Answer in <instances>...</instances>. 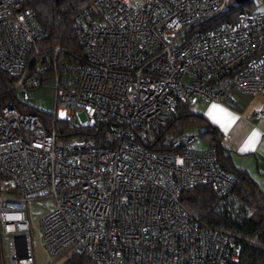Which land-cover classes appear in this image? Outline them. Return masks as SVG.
<instances>
[{
  "label": "built area",
  "instance_id": "2783aa9c",
  "mask_svg": "<svg viewBox=\"0 0 264 264\" xmlns=\"http://www.w3.org/2000/svg\"><path fill=\"white\" fill-rule=\"evenodd\" d=\"M232 3L92 0L76 13L85 60L56 63L50 80L62 114L54 118L69 126L111 120L115 142L66 139L38 113L1 107L0 264H34L26 204L42 198L54 202L40 228L50 256L71 250L95 264H222L232 243L199 228L179 195L210 184L225 196L235 177L214 146L196 148L185 132L173 136L172 152L146 150L134 132L159 130L180 102L264 97V7L198 24ZM41 30L22 0H0V69L24 102L41 84L29 69Z\"/></svg>",
  "mask_w": 264,
  "mask_h": 264
},
{
  "label": "trees",
  "instance_id": "16d2710c",
  "mask_svg": "<svg viewBox=\"0 0 264 264\" xmlns=\"http://www.w3.org/2000/svg\"><path fill=\"white\" fill-rule=\"evenodd\" d=\"M91 1L22 0L24 6L33 9L42 28L35 41L40 53L33 56L29 65L30 71L40 77L41 83L51 79L59 60L84 62L79 42L81 22H77L75 15ZM255 7L251 0L232 3L198 24L202 28L211 27L225 20H233L239 12L251 11ZM13 80L11 75L0 69V109L12 102L21 111L38 113L48 129H54L58 136L66 139L81 137L91 145H112L115 142L113 121L69 126L66 120H55L54 113L30 108L13 87L9 88ZM192 127L199 129L197 135L208 146L215 147L220 166L235 177V185L225 196L217 194L210 184L183 189L179 195L181 204L190 212L199 228L216 233L232 243L225 251L222 264H264V191L244 170L232 164L221 146V133L214 125L203 114L193 111L192 106L180 102L159 130L146 134L137 129L134 134L136 141L148 151L172 152L176 150L172 145L173 136L186 133ZM190 135L194 138L193 134ZM1 181L0 176V184ZM61 264L95 262L83 252L71 251Z\"/></svg>",
  "mask_w": 264,
  "mask_h": 264
},
{
  "label": "crops",
  "instance_id": "0c3cea01",
  "mask_svg": "<svg viewBox=\"0 0 264 264\" xmlns=\"http://www.w3.org/2000/svg\"><path fill=\"white\" fill-rule=\"evenodd\" d=\"M194 105L192 110L203 114L221 133V146L232 164L264 191V97L235 92L234 99L227 102L199 100ZM257 110L258 116L254 114ZM192 128L198 134L199 129ZM189 134L194 135L193 130ZM200 140L202 145L196 148L208 146Z\"/></svg>",
  "mask_w": 264,
  "mask_h": 264
},
{
  "label": "rangeland",
  "instance_id": "374dc122",
  "mask_svg": "<svg viewBox=\"0 0 264 264\" xmlns=\"http://www.w3.org/2000/svg\"><path fill=\"white\" fill-rule=\"evenodd\" d=\"M255 5V9H261L264 7V0H251ZM31 97L26 103L32 109L39 111H47L61 115L62 112L56 107L55 104V90L52 84V80L45 81L31 90ZM195 106V105H194ZM197 109V106H195ZM194 132V140L192 144L194 147H200L202 141L197 135V132L194 128H188L187 134L189 131ZM192 133V132H191ZM53 199L52 198H42L36 199L33 201H28L26 204V216L29 221V229L26 231L30 236V243L33 252L34 264H61L71 250L66 251L59 256H50L40 239V228L41 221L45 215H47L53 209Z\"/></svg>",
  "mask_w": 264,
  "mask_h": 264
},
{
  "label": "water",
  "instance_id": "95a60500",
  "mask_svg": "<svg viewBox=\"0 0 264 264\" xmlns=\"http://www.w3.org/2000/svg\"><path fill=\"white\" fill-rule=\"evenodd\" d=\"M246 0H236V2L238 3H242V2H245Z\"/></svg>",
  "mask_w": 264,
  "mask_h": 264
}]
</instances>
